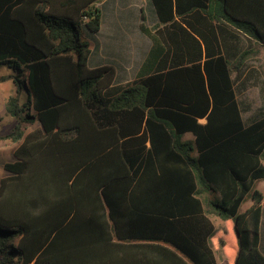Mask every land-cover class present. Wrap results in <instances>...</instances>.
Wrapping results in <instances>:
<instances>
[{
	"label": "trees",
	"instance_id": "trees-1",
	"mask_svg": "<svg viewBox=\"0 0 264 264\" xmlns=\"http://www.w3.org/2000/svg\"><path fill=\"white\" fill-rule=\"evenodd\" d=\"M99 1L0 0V64L23 75L4 103L0 138L21 141L0 178V264H264V101L245 120L237 97L264 0H150V50L120 84L87 65Z\"/></svg>",
	"mask_w": 264,
	"mask_h": 264
},
{
	"label": "crops",
	"instance_id": "crops-1",
	"mask_svg": "<svg viewBox=\"0 0 264 264\" xmlns=\"http://www.w3.org/2000/svg\"><path fill=\"white\" fill-rule=\"evenodd\" d=\"M97 5L101 11V20L99 30L93 34V46L90 48L95 54V62L89 67L111 65L115 69V84L129 82L136 77L151 47L150 38L140 30L139 25L142 21L141 9L145 7L150 13L148 18L143 10L145 26L149 27L157 22L153 5L150 0H100ZM186 134L183 135L185 139L193 138ZM214 217L211 220L216 228H220L221 219L219 225ZM261 225L262 214L260 228Z\"/></svg>",
	"mask_w": 264,
	"mask_h": 264
},
{
	"label": "rangeland",
	"instance_id": "rangeland-1",
	"mask_svg": "<svg viewBox=\"0 0 264 264\" xmlns=\"http://www.w3.org/2000/svg\"><path fill=\"white\" fill-rule=\"evenodd\" d=\"M143 10L149 18L150 13L148 9L145 7ZM137 13L138 11L136 12V15ZM84 37L88 41L89 47L92 48L94 35L85 31ZM256 48L259 49L258 54L249 55L245 60V76L237 92V97L242 102V106L246 107L243 111V117L245 120H249V118H251L264 101V45L260 47L256 46ZM94 62L95 54L91 50L87 59V65L92 66ZM16 74H20V76L23 77V75H21L22 71H19L7 63L0 64V136L9 133L16 124V120L13 117L6 115L4 107L6 97L15 91L12 78ZM4 76L7 78L1 80ZM21 90L22 95L25 98V88H22ZM35 126L36 124L23 123L22 130L26 133ZM186 135L192 137L191 133H187ZM182 138L185 139L184 136ZM20 141L21 139L14 141L11 138H0V178L7 174L3 168V164L6 161H12L14 159L13 151ZM254 187L261 190L264 194V179L256 180L254 182ZM250 202V197H247V199L241 204L239 210L241 212L244 211L249 206ZM214 221L219 225L221 223L218 217H214ZM258 250L262 255H264V205L262 208V225L260 228V243ZM217 257L219 264H226L220 253H217Z\"/></svg>",
	"mask_w": 264,
	"mask_h": 264
}]
</instances>
